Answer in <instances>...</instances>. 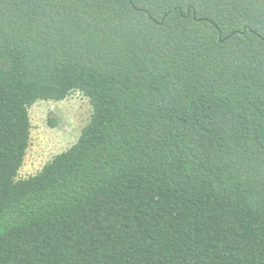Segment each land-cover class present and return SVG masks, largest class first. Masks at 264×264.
Instances as JSON below:
<instances>
[{"label":"trees","instance_id":"obj_1","mask_svg":"<svg viewBox=\"0 0 264 264\" xmlns=\"http://www.w3.org/2000/svg\"><path fill=\"white\" fill-rule=\"evenodd\" d=\"M0 264H264V0H0Z\"/></svg>","mask_w":264,"mask_h":264},{"label":"rangeland","instance_id":"obj_2","mask_svg":"<svg viewBox=\"0 0 264 264\" xmlns=\"http://www.w3.org/2000/svg\"><path fill=\"white\" fill-rule=\"evenodd\" d=\"M91 112L89 98L80 91L62 101L41 100L31 106V142L19 177L37 173L56 154L72 146Z\"/></svg>","mask_w":264,"mask_h":264}]
</instances>
